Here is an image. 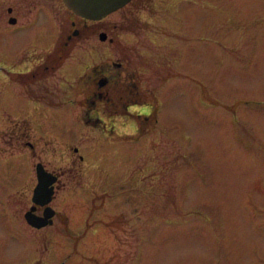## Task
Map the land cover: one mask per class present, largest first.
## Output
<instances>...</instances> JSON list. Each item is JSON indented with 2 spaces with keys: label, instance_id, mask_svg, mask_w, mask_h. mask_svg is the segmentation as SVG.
<instances>
[{
  "label": "rangeland",
  "instance_id": "374dc122",
  "mask_svg": "<svg viewBox=\"0 0 264 264\" xmlns=\"http://www.w3.org/2000/svg\"><path fill=\"white\" fill-rule=\"evenodd\" d=\"M23 1L0 10L39 3ZM59 10L0 32V264H264V0H133L98 24ZM64 42L33 94L11 92L6 70ZM96 71L112 83L90 107ZM40 162L60 181L37 229Z\"/></svg>",
  "mask_w": 264,
  "mask_h": 264
},
{
  "label": "flooded vegetation",
  "instance_id": "af4514ba",
  "mask_svg": "<svg viewBox=\"0 0 264 264\" xmlns=\"http://www.w3.org/2000/svg\"><path fill=\"white\" fill-rule=\"evenodd\" d=\"M18 1H22V2H25L23 0H18ZM53 0H38L39 3H37L35 5L34 8L30 9L29 7L28 8H25V5L23 6H20L21 3L20 2H14L12 3V5H8V6H4L2 5L1 7V10H0V18L2 19V22H3V26L1 25L0 26V32L2 34H5V35H14V33H19L21 31H23L24 29H28L31 25L29 24H25L24 25V19L25 18H22L24 16H27L29 14H35L36 15V19L40 20L41 22V26L43 27L44 23L46 22H50V17L52 16L51 15V11H54V9H61L62 11H64L63 14H65L66 12V9H69L67 8L66 6V3L64 0H56L57 2V5H53L51 4ZM13 2V1H12ZM133 2V1H132ZM130 4V3H129ZM128 4V5H129ZM127 5V6H128ZM30 6V5H29ZM126 7V6H125ZM124 8V7H123ZM59 10V11H61ZM70 10V9H69ZM122 10V9H121ZM120 11V10H119ZM60 14V12H58ZM115 13V12H114ZM24 14V15H23ZM70 14L71 15H74L75 17H78V18H81L79 16H77L74 12H72L70 10ZM112 15V14H111ZM63 16V15H62ZM110 16V15H109ZM108 16V17H109ZM106 17V18H108ZM104 18L103 20L101 21H90L86 18H81V20H84L85 22H90V23H95V24H98L100 22H104V20L106 19ZM75 26V22L72 23V27ZM47 27H49V25H46L43 29H46ZM44 31V30H43ZM49 31V30H47ZM80 34V31L78 29H75L74 31V34L73 36H77ZM102 34H105L106 35V40H108V34L106 32H101L99 34V37L102 35ZM40 36V38L43 40L44 38V35H38ZM33 39V38H32ZM68 39L69 40H72V37L70 35H68ZM100 40H101V37H100ZM102 41V40H101ZM103 41V42H105ZM114 40L113 39H110V43H113ZM26 45V44H25ZM22 47L20 48L19 50H25L26 47ZM69 45L68 42H64V45H61L59 48H57V50L55 51L56 52V55L52 54L51 56L47 57V59L45 60V62L43 63H40V64H37L36 65V68H28L26 69V71L23 70V63L20 62L21 64V68H22V71L20 70H16V72H9L6 70L7 72V82H8V87L9 89L11 90V92H13L14 94H18L20 97L24 98L22 96V94H20L18 91L16 92L14 90V88L16 87V84H20L22 87L25 86L26 89H24L25 93L27 95V93H31L33 94L34 91L31 90L32 86L33 85H36L39 84L41 82L40 79H45L46 77H48L49 74H52V72H55L56 71V68L60 67L61 64L63 63V61L65 60V56H66V49H67V46ZM58 52V54H57ZM17 56V59H18V53L16 54ZM20 56L22 57L23 55L20 54ZM51 57H55V61L54 59L52 60ZM21 59V58H20ZM54 61V63H53ZM120 66V65H118ZM97 75H96V79L98 80L97 81V84H96V87H97V90L93 93V96L92 98H88L87 100V104L89 103L90 107L96 105L97 103H100L98 102L99 100L101 102H107V99L109 98L108 95L106 94L105 90L107 88L108 85H110L112 83V78H108V77H104L101 75V73L99 71H96ZM101 76V77H100ZM83 83L81 82V85ZM137 86V85H136ZM80 87V86H79ZM35 89V88H34ZM134 93V91H133ZM137 95V94H136ZM26 99V98H25ZM27 100V99H26ZM38 103V102H37ZM39 104V103H38ZM41 105V104H39ZM134 104H130L128 105L131 106L130 108H132ZM43 106V105H42ZM46 109H54V108H58V107H52L51 105L47 104L46 106H44ZM60 107V106H59ZM127 107V108H128ZM137 107V106H136ZM141 108H146L147 110H151L153 111L154 109V105L152 104H148V105H142L140 106ZM95 108H98V107H95ZM152 113V112H151ZM139 117H143V120L144 121H147L149 120V117L151 116V114H148V116L146 115H143L142 114V110L140 109V112H139ZM99 122L102 120L101 118L98 119ZM101 123L104 124V121H102ZM103 124L100 125L99 127H97L98 129L101 128V129H107L106 128H103ZM151 129L149 128L147 131L149 132ZM137 131H138V128H137ZM139 132V131H138ZM138 134V133H137ZM148 134V133H147ZM146 135L143 134L142 136ZM26 144V147H28L29 149H33V144L32 142H29V143H25ZM78 150V149H76ZM75 150V151H76ZM79 151V150H78ZM76 151V152H78ZM80 159H83L80 155ZM39 164V163H38ZM54 173L56 176H57V180L58 182L60 181V176L58 173H55V172H52ZM57 182V183H58ZM56 183V184H57ZM55 196V195H54ZM32 208V207H31ZM30 208V209H31ZM29 209V210H30ZM37 213L39 214V212L41 211L42 214H39L40 216L43 215L44 213V207H38V209H36ZM54 220V218H53ZM55 222V220H54ZM87 230L89 231L90 229H86L85 232L87 233ZM74 232H70V236L73 234Z\"/></svg>",
  "mask_w": 264,
  "mask_h": 264
},
{
  "label": "water",
  "instance_id": "95a60500",
  "mask_svg": "<svg viewBox=\"0 0 264 264\" xmlns=\"http://www.w3.org/2000/svg\"><path fill=\"white\" fill-rule=\"evenodd\" d=\"M67 8L81 18L90 21H101L116 11L123 9L133 0H64ZM101 40H106V35L102 34ZM78 151V150H76ZM38 185L34 189L32 201L33 208L26 213V221L34 228L42 229L53 225L56 210L51 208L52 198L55 194V184L58 182L57 176L46 170L44 164L40 162L36 166ZM44 207L42 216L37 215L36 207Z\"/></svg>",
  "mask_w": 264,
  "mask_h": 264
}]
</instances>
